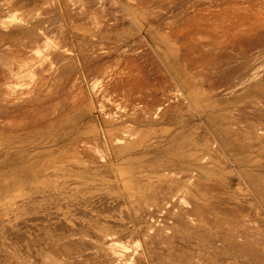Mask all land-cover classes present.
Here are the masks:
<instances>
[{"label": "rangeland", "instance_id": "rangeland-1", "mask_svg": "<svg viewBox=\"0 0 264 264\" xmlns=\"http://www.w3.org/2000/svg\"><path fill=\"white\" fill-rule=\"evenodd\" d=\"M204 1L46 0L7 18L35 26L0 45V264L52 246L62 264H264V0Z\"/></svg>", "mask_w": 264, "mask_h": 264}, {"label": "bare ground", "instance_id": "bare-ground-1", "mask_svg": "<svg viewBox=\"0 0 264 264\" xmlns=\"http://www.w3.org/2000/svg\"><path fill=\"white\" fill-rule=\"evenodd\" d=\"M121 3H122V2H121ZM125 3H126V2H125ZM123 6H124V5H123ZM123 8H124V7H123ZM121 9H122V8H121ZM126 10H127V9H126ZM232 10H233V9H232ZM50 11H51V10H50ZM127 11H128V10H127ZM232 12H233V11H232ZM232 12H231V13H232ZM123 13H125V12H123ZM55 14H56V13H55ZM125 14H126V13H125ZM130 14H131V13H130ZM215 14H216V13H215ZM215 14H214V15H215ZM236 14H237V13H236ZM217 15H218V14H216V16H217ZM230 15H232V14H230ZM219 16H220V15H219ZM199 17H200V16H199ZM225 17H226V16H225ZM225 17H224V18H225ZM236 17H237V16L235 15V17H233V18H236ZM131 18H132V17H131ZM189 18H190V17H189ZM195 18H198V16H197V17L195 16ZM195 18H194V19H195ZM211 18H212V17H211ZM185 19H186V18H185ZM185 19H184V20H185ZM213 19H214V18H213ZM238 19H239V18H238ZM186 20H187V19H186ZM205 20H206V19H205ZM236 20H237V19H236ZM54 21H55V20H54ZM189 21L191 22V23H189V24H192V20L190 19ZM189 21H188V22H189ZM220 21L222 22V20H220ZM224 21H225V20H224ZM230 21H231V20H230ZM237 21H238V20H237ZM214 22H215V21H214ZM218 22H219V21H218ZM235 22H236V21H235ZM184 23H185V21H184L183 23H181L182 26H183ZM224 23H225V22H224ZM185 24H186V23H185ZM206 24L208 25V23H206ZM222 24H223V22H222ZM220 25H221V24H220ZM188 26L190 27V25H188ZM188 26H186V27H188ZM196 26H197V24H196ZM205 26H206V25H205ZM209 26H210V25H209ZM214 26L216 27V25H214ZM214 26H213V27H214ZM218 26H219V25H218ZM178 27H179V26H178ZM178 27H176V28H178ZM197 27H199V31H200V25H198ZM221 27H222V26H221ZM216 28H217V27H216ZM179 29L181 30V27H179ZM185 29H186V28L184 27V30H185ZM187 29L189 30V28H187ZM211 29H213V28L211 27ZM223 29H224V28H223ZM182 30H183V29H182ZM211 31H212V30H211ZM213 31H214V30H213ZM190 32H191V31H190ZM190 32H188V33H190ZM192 32H193V31H192ZM200 32H201V31H200ZM217 32H218V31H217ZM199 34H200V33H199ZM215 34H216V33H215ZM211 35H213V32H212ZM193 36H194V35H193ZM193 36H192V37H193ZM218 36H219V35H218ZM194 37H195V36H194ZM211 37H212V36H211ZM220 37H221V36H220ZM220 37H219V38H220ZM207 38H208V37H207ZM209 38H210V37H209ZM212 38H213V37H212ZM60 39H61V38H60ZM234 39H235V38H234ZM197 42H198V41H197ZM192 43H193V42H192ZM207 43H208V42H207ZM196 44H197V43H196ZM127 45H128V44H127ZM150 46H151V45H150ZM189 46H190V45H189ZM151 47H152V46H151ZM152 49H153V48H152ZM180 49H181V48H180ZM211 49H212V48H211ZM153 50H154V49H153ZM182 50H183V49H182ZM26 51H27V50H26ZM223 51H224V50H223ZM91 52H92V51H91ZM116 52H117V51H116ZM119 52H120V51H119ZM194 52H195V51H194ZM220 52H221V51H220ZM23 53H24V52H23ZM55 53H56V52H55ZM95 53H96V52H95ZM152 53H153V52H152ZM182 53H183V52H182ZM86 54H87V53H86ZM93 54H94V53H93ZM98 54H99V53H98ZM113 54H114V53H113ZM115 54H116V53H115ZM183 54H184V53H183ZM187 54H188V53H187ZM54 55H55V54H54ZM184 55H185V54H184ZM184 55H183V56H184ZM222 55H223V54H222ZM51 56H52V55H51ZM91 56H92V55H91ZM100 56H101V55H100ZM110 56H111V55H110ZM185 56H187V55H185ZM204 56H205V55H204ZM218 56H220V55H218ZM56 57H57V56H56ZM231 57H232V56H231ZM96 58H97V57H96ZM98 58H99V57H98ZM100 58H102V57H100ZM51 59H52V58H51ZM199 59H200V58H199ZM219 59H220V57H219ZM231 60H232V59H231ZM187 61H188V57H187ZM224 61H225V60H224ZM239 61H240V60H239ZM188 62H189V61H188ZM250 62H251V61H250ZM163 64H164V63H163ZM189 64H190V63H189ZM220 64H221V63H220ZM223 64H225V63H223ZM239 65H240V64H239ZM158 66H159V65H158ZM219 66H220V65H219ZM233 66H234V65H233ZM237 66H238V65H237ZM237 66H236V67H237ZM165 67H166V66H165ZM210 67H212V66H210ZM240 67H241V66H240ZM245 67H246V66H245ZM212 69H213V68H212ZM220 69H221V68H220ZM232 69H233V68H232ZM243 69H244V67H243ZM41 70H42V69H41ZM214 70H216V69L214 68ZM217 70H218V69H217ZM227 70H228V69H227ZM176 72H177V71H176ZM210 72H211V71H210ZM223 72H224V71H223ZM214 73H215V72H214ZM0 74H2V73H0ZM125 74H128V71H127ZM6 75H7V74H6ZM204 75H205V74H204ZM118 76H119V75H118ZM123 76H124V75H123ZM123 76H122V77H123ZM135 76H136V75H135ZM239 76H240V75H239ZM122 77H121V78H122ZM130 77H131V76H130ZM190 77H191V76H190ZM211 77H212V76H211ZM219 77H220V76H219ZM230 77H231V76H230ZM119 78H120V77H119ZM121 78H120V79H121ZM128 78H129V76H128ZM205 78H206V77H205ZM208 78H209V77H208ZM228 78H229V77H228ZM1 79H2V78H1ZM115 79H116V78H115ZM132 79H133V78H132ZM134 79H135V78H134ZM138 79H139V78H138ZM140 79H141V78H140ZM198 79H199V78H198ZM203 79H204V78H203ZM231 79H232V78H231ZM124 80H126V79H124ZM142 80H143V79H142ZM201 80H202V79H201ZM112 81H113V79H112ZM133 81H134V80H133ZM137 81H138V80H137ZM203 81H204V80H203ZM114 82H115V81H114ZM116 82H117V81H116ZM121 82H122V81H121ZM134 82H135V81H134ZM134 82H133V83H134ZM118 83H119V82H118ZM131 83H132V82H131ZM92 84H93V83H92ZM113 84H114V83H113ZM121 84L123 85V83H121ZM128 84H129V82H128ZM140 84H141V82H140ZM142 84H143V83H142ZM177 84H178V83H177ZM97 85H98V84H97ZM105 85H106V84H105ZM111 85H112V84H111ZM115 85H116V83H115ZM125 85H126V84H125ZM146 85H147V84H146ZM146 85H145V86H146ZM174 85H175V84H174ZM90 86H91V85H90ZM116 86H117V85H116ZM132 86H133V85H132ZM137 86H138V85H137ZM147 86H148V85H147ZM147 86H146V87H147ZM149 86H150V85H149ZM149 86H148V88H149ZM204 86H205V85H204ZM2 87H3V86H2ZM101 87H102V86H101ZM101 87H100V88H101ZM127 87H128V86H127ZM119 88H121V87H119ZM135 88H136V87H135ZM138 88H140V87H138ZM175 88H177V86H176ZM115 89H116V87H115ZM127 89H128V88H127ZM143 89H144V88H143ZM178 89H179V88H178ZM131 90H132V89H131ZM133 90H134V89H133ZM135 90H136V89H135ZM141 90H142V89H141ZM144 90H145V89H144ZM151 90H152V89H151ZM29 91H30V90H29ZM113 91H114V90H113ZM113 91H112V92H113ZM115 91H116V90H115ZM118 91H119V90H118ZM180 91H181V90H180ZM15 92H16V91H15ZM22 92H23V89H22ZM110 92H111V91H110ZM130 92H131V91L129 90V94H130ZM142 92H143V91H142ZM144 92H145V91H144ZM98 93H99V92H98ZM150 93H151V92H150ZM155 93H156V92H155ZM162 93H163V92H162ZM13 94H14V93H13ZM111 94H112V93H111ZM118 94H119V93H118ZM120 94H121V93H120ZM127 94H128V93H127ZM127 94H126V95H127ZM145 94H148V95H149V93H145ZM145 94H144V95H145ZM153 94H154V93H153ZM199 94H200V93H199ZM150 95H151V94H150ZM124 96H125V93H124ZM135 96H136V95H135ZM137 96H139V95H137ZM141 96H142V95H141ZM141 96H140V97H141ZM151 96H152V95H151ZM156 96H157V95H156ZM130 97H131V96H130ZM161 97H162V96H161ZM202 97H203V96H202ZM111 98H112V97H111ZM113 98H114V97H113ZM132 98H133V97H132ZM134 98H135V97H134ZM146 98H147V96H146ZM146 98H145V99H146ZM150 98H151V97H150ZM155 98H156V97H155ZM155 98H154V99H155ZM95 99H96V98H95ZM109 99H110V98H109ZM128 99H129V97H128ZM186 99H188V98H186ZM132 100H133V99H132ZM136 100H137V97H136ZM151 100H153V96H152V99H151ZM155 100H156V99H155ZM199 100H200V99H199ZM148 101H149V100H148ZM156 101H157V100H156ZM139 102H140V101H139ZM81 103H82V102H81ZM132 103H133V102H132ZM132 103H130V104H132ZM164 103H165V102H164ZM166 103H167V101H166ZM166 103H165V105H166ZM135 104H136V103H135ZM146 104H147V103H146ZM154 104H155V103H154ZM162 104H163V103H162ZM199 104H200V103H199ZM65 105H66V104H65ZM140 105L143 106V104H141V103H140ZM167 105H168V104H167ZM185 105H186V104H185ZM227 105H228V104H227ZM243 105H244V104H243ZM1 106H2V105H1ZM20 106H21V105H20ZM37 106H38V105H37ZM56 106H57V104H56ZM131 106H132V105H131ZM191 106H192V105H191ZM255 106H256V105H255ZM152 107H153V106H152ZM158 107H159V106H158ZM163 107H164V106H163ZM185 107H186V106H185ZM8 108H9V107H8ZM138 108H139V107H138ZM142 108H143V107H141V109H142ZM155 108H156V107H155ZM165 108H166V107H165ZM165 108H164V109H165ZM193 108H194V107H193ZM204 108H205V106H204ZM234 108H235V107H234ZM124 109H125V108H124ZM136 109H137V108H136ZM146 109H147V108H146ZM152 109H153V108H152ZM167 109H168V108H167ZM190 109H191V108H190ZM198 109H199V108H198ZM129 110H130V109H129ZM153 110H154V109H153ZM191 110H192V109H191ZM200 110H201V109H200ZM100 111H101V110H100ZM123 111H124V110H123ZM156 111H157V110H156ZM163 111H164V110H163ZM226 111H228V110H226ZM145 112H146V111H145ZM159 112H160V110H159ZM191 112H192V111H191ZM191 112H190V113H191ZM143 113H144V112H143ZM193 113H194V112H193ZM208 113H209V112H208ZM230 113H231V112H230ZM233 113H234V112H233ZM114 114H115V113H114ZM148 114H149V113H148ZM154 114H155V112H154ZM160 114H161V113H160ZM196 114H197V113H196ZM246 114H247V113H246ZM110 115H111V114H110ZM110 115H109V116H110ZM117 115H118V114H117ZM122 115H123V114H122ZM135 115H136V114H135ZM143 115H144V114H143ZM150 115H151V114H150ZM156 115H157V114H156ZM203 115H204V114H203ZM206 115H208V114L206 113ZM231 115H232V114H231ZM101 116H102V115H101ZM112 116H113V115H112ZM139 116H140V115H139ZM208 116H209V115H208ZM208 116H207V117H208ZM119 117H120V116H119ZM137 117H138V116H137ZM153 117H155V115H154ZM160 117H161V116H160ZM162 117H164V116H162ZM182 117H183V116H182ZM210 117H211V116H210ZM237 117H238V116H237ZM123 118H124V117H123ZM141 118H142V117H141ZM200 118H201V117H200ZM156 119H157V118H156ZM200 120H201V119H200ZM246 121H247V120H246ZM181 122H182V121H181ZM251 122H252V121H251ZM106 123H107V122H106ZM130 123H131V122H130ZM197 123H198V122H197ZM203 123H204V122H203ZM133 124H134V123H133ZM260 124H261V123H260ZM167 126H168V125H167ZM221 126H222V125H221ZM197 127H198V125H197ZM202 127H203V126H202ZM206 127H207V126H206ZM238 127H239V126H238ZM128 128H129V127H128ZM148 128H149V127H148ZM192 128H193V127H192ZM195 128H196V127H195ZM139 131H140V130H139ZM142 131H144V130H142ZM165 131H166V130H165ZM204 131H205V130H204ZM154 132H155V131H154ZM151 133H152V132H151ZM141 134H142V133H141ZM156 134H157V133H156ZM144 135H145V134H144ZM251 136H252V135H251ZM131 137H132V136H131ZM145 137H146V136H145ZM5 138H7V137H5ZM243 138H244V137H243ZM252 138H253V137H252ZM97 139H98V138H97ZM155 139H156V138H155ZM155 139H154V140H155ZM199 139H200V138H199ZM100 141H101V140H100ZM242 141H243V140H242ZM247 142H248V141H247ZM83 143H84V142H83ZM250 143H251V142H250ZM97 144H98V143H97ZM102 144H103V143H102ZM137 144H138V143H137ZM154 144H155V143H154ZM154 144H153V145H154ZM81 145H82V144H81ZM81 145H80V147H81ZM84 145H85V144H84ZM87 145H88V143H87ZM141 145H142V144H141ZM204 145H205V144H204ZM98 146H99V145H98ZM130 146H131V145H130ZM77 147H78V146H77ZM78 148H79V147H78ZM82 148H84V147H82ZM87 148H88V147H87ZM100 148H101V147H100ZM105 148H106V147H105ZM217 148H218V147H217ZM80 149H81V148H80ZM90 149H91V148H90ZM90 149H89V150H90ZM96 149H97V148H96ZM96 149H95V150H96ZM103 149H104V148H103ZM85 150H86V149H84V151H85ZM87 150H88V149H87ZM91 152H93V151H91ZM91 152H90V153H91ZM222 152H223V151H222ZM82 153H83V152H82ZM87 153H88V152H87ZM94 153H95V152H94ZM94 153H93V154H94ZM91 154H92V153H91ZM96 154H97V153H96ZM99 154H100V153H99ZM104 154H105V153H104ZM85 155H86V154H85ZM97 155H98V154H97ZM110 155H111V154H110ZM120 155H121V154H120ZM89 156H90V155H89ZM80 157H81V156H80ZM95 157H96V156H95ZM99 157H100V155H99ZM89 158H90V157H89ZM96 158H97V157H96ZM111 158H112V157H111ZM76 159H77V158H76ZM91 159H92V158H91ZM102 159H103V158H102ZM81 160H82V158H81ZM105 160H106V159H105ZM121 161H122V160H121ZM84 162H85V161H84ZM119 162H120V161H119ZM119 162H118V164H120ZM122 162H123V161H122ZM125 162H126V161H125ZM88 163H89V162H88ZM100 163H101V162H100ZM123 163H124V162H123ZM128 163H129V161H128ZM128 163H127V165H128ZM89 164H90V163H89ZM59 165H60V164H59ZM61 165H62V164H61ZM122 165H123V164L119 165V167H121ZM117 166H118V165H117ZM117 166H116V167H117ZM125 166H126V165H125ZM59 167H60V166H59ZM106 167H107V166H106ZM122 167H123V166H122ZM122 167H121L120 169H122ZM127 167H128V166H127ZM129 167H130V165H129ZM61 168H62V166H61ZM99 168H100V167H99ZM123 168H125V167H123ZM58 169H59V168H58ZM77 169H78V168H77ZM90 169H92V168H90ZM90 169H89V170H90ZM93 169H94V168H93ZM93 169H92V170H93ZM109 169H110V168H109ZM117 169H118V168H116L115 170H117ZM131 169H132V167H131ZM98 170H99V169H98ZM127 170H128V169H127ZM127 170H126V171H127ZM59 171H61V170H59ZM77 171H78V170H77ZM77 171H76V172H77ZM79 171H80V170H79ZM120 171H121V170H120ZM120 171H119V173H118L119 175L122 174V173H120ZM54 172H55V171H54ZM117 172H118V171H117ZM165 172H166V171H165ZM180 172H181V171H180ZM128 173H130V172H128ZM183 173H184V172H183ZM185 173H186V172H185ZM76 174H78V173H76ZM131 174H132V173H131ZM133 174H134V173H133ZM179 174H180V173H179ZM54 175H56V174H54ZM181 176H182V175H181ZM238 176H239V175H238ZM0 177H1V176H0ZM38 177H40V176H38ZM58 177H59V176H58ZM93 177H94V176H93ZM126 177H127V176H124L123 178H126ZM41 178H42V177H41ZM60 179H61V178H60ZM91 179H92V178H91ZM128 179H129V177H128ZM194 179H195V178H194ZM98 180H99V179H98ZM199 181H200V180H199ZM201 181H202V180H201ZM193 182H194V181H193ZM50 183H51V182H50ZM127 183H128V180H127ZM132 183H133V182H132ZM199 183H200V182H199ZM14 184H15V183H14ZM44 184H45V183H44ZM53 184H54V183H53ZM130 184H131V183H130ZM130 184H129V185H130ZM211 184H212V183H211ZM49 185H51V184H49ZM203 185H204V184H203ZM208 185H210V184H207V186H208ZM228 185H229V184H228ZM122 186H123V185H122ZM141 186H142V185H141ZM205 186H206V184H205ZM29 187H30V186H29ZM34 187H35V186H34ZM138 187H140V186H138ZM168 187H169V186H168ZM121 188H122V187H121ZM154 188H155V187H154ZM204 188H205V187H204ZM23 189H24V188H23ZM61 189H62V188H61ZM32 190H33V189H32ZM32 190H31V191H32ZM27 191H28V190H27ZM174 191H175V190H174ZM177 191H178V190H177ZM177 191H176V192H177ZM183 191H184V190H183ZM9 192H10V191H9ZM13 192H14V191H13ZM35 192H36V191H35ZM37 192H38V191H37ZM45 192H46V191H45ZM50 192H52V191H50ZM89 192H90V191H89ZM133 192H135V191L133 190ZM172 192H173V190H172ZM172 192H171V193H172ZM176 192H175V193H176ZM181 192H182V191H181ZM236 192H237V191H236ZM249 192H250V191H249ZM10 193H11V192H10ZM53 193H54V192H53ZM130 193H131V192H130ZM228 193H229V192H228ZM243 193H244V192H243ZM180 194H182V193H180ZM237 194H238V193H237ZM241 194H242V193H241ZM14 195H15V194H14ZM17 195H18V194H17ZM23 195H24V194H23ZM59 195H60V194H59ZM70 195H71V194H70ZM79 195H80V194H79ZM104 195H105V194H104ZM109 195H110V194H109ZM111 195H112V194H111ZM126 195H127V194H126ZM167 195H168V194H167ZM170 195H171V194H170ZM172 195H174V194L172 193ZM175 195H176V194H175ZM185 195L187 196L188 194H185ZM185 195H184V196H185ZM41 196H43V195H41ZM54 196H55V195H54ZM85 196H86V195H85ZM102 196H103V194H102ZM122 196H123V195H122ZM128 196H129V195H128ZM151 196H152V195H151ZM3 197H4V196H3ZM49 197H50V196H49ZM81 197H82V196H81ZM103 197H105V196H103ZM131 197H132V196H131ZM159 197H160V196H159ZM172 197H173V196H172ZM178 197H179V196H178ZM187 197H188V196H187ZM10 198H11V197H10ZM13 198H14V197H13ZM41 198H42V197H41ZM60 198H61V197H60ZM86 198H87V197H86ZM88 198H89V197H88ZM95 198H96V197H95ZM99 198H100V197H99ZM122 198H123V197H122ZM170 198H171V197H170ZM182 198H183V197H182ZM182 198H181V199H182ZM189 198H191V197H189ZM239 198H240V197H239ZM257 198H258V197H257ZM53 199H54V198H53ZM63 199H64V198H63ZM89 199H90V198H89ZM167 199H168V198H167ZM181 199H180V200H181ZM184 199H185V197H184ZM191 199H192V198H191ZM253 199H254V198H253ZM4 200H5V199H4ZM6 200H7V199H6ZM34 200H35V199H34ZM81 200H82V199H81ZM86 200H87V199H86ZM92 200H93V199H92ZM163 200H164V199H163ZM176 200H179V199H176ZM176 200H175V201H176ZM188 200H189V199H188ZM193 200H194V198H193ZM200 200H201V199H200ZM229 200H230V199H229ZM255 200H256V199H255ZM8 201H9V200H8ZM39 201H40V200H38V202H39ZM42 201H43V200H42ZM47 201H48V200H47ZM78 201H79V200H78ZM89 201H90V200H89ZM89 201H88V202H89ZM191 201H192V200H191ZM191 201H189V202H191ZM196 201H197V200H196ZM245 201H246V200H245ZM13 202H14V201H13ZM18 202H19V201H18ZM36 202H37V201H36ZM49 202H50V201H49ZM98 202H99V201H98ZM122 202H123V201H122ZM149 202H150V201H149ZM163 202H164V201H163ZM163 202H162V203H163ZM166 202H168V201H166ZM166 202H164V203H166ZM172 202H173V201H172ZM187 202H188V201H187ZM5 203H6V202H5ZM5 203H4V204H5ZM7 203H8V202H7ZM10 203H12V201H11ZM15 203H16V202H15ZM93 203H94V202H93ZM151 203H152V202H151ZM180 203H181V202H180ZM211 203H212V202H211ZM12 204H14V203H12ZM69 204H70V203H69ZM158 204L160 205L161 203H158ZM166 204H167V203H166ZM166 204H165V205H166ZM170 204H172V203H170ZM174 204H175V203H174ZM182 204H183V202L181 203V205H182ZM184 204H185V203H184ZM191 204H192V203H191ZM194 204H195V203H194ZM197 204H198V203H197ZM214 204H215V203H214ZM6 205H8V204H6ZM9 205L11 206V204H9ZM66 205H67V204H66ZM89 205H90V204H89ZM102 205H103V204H102ZM153 205H154V204H153ZM172 205H173V204H172ZM204 205H205V203H204ZM206 205H207V204H206ZM248 205H249V204H248ZM13 206H14V205H13ZM24 206H25V205H24ZM53 206H54V205H53ZM60 206H61V205H60ZM60 206H59V207H60ZM87 206H88V205H87ZM141 206H142V205H141ZM141 206H140V207H141ZM187 206H188V205H187ZM192 206H195V205H192ZM200 206H202V205L200 204ZM255 206H256V205H255ZM3 207H5V206H3ZM47 207H48V206H47ZM83 207H86V206H83ZM161 207H162V206H161ZM195 207H196V206H195ZM248 207H249V206H248ZM257 207H258V206H257ZM38 208H39V207H38ZM118 208H119V207H118ZM199 208H200V207H199ZM214 208H215V207H214ZM252 208H253V207H252ZM50 209H51V208H50ZM59 209H60V208H59ZM62 209H63V208H62ZM72 209H73V208H72ZM113 209H114V208H113ZM137 209H138V208H137ZM161 209H163V208H161ZM161 209H160V210H161ZM192 209H193V208H191V210H192ZM196 209H197V208H196ZM201 209H202V208H201ZM207 209H208V208H207ZM234 209H235V208H234ZM47 210H48V209H47ZM67 210H68V209H67ZM86 210H87V209H86ZM119 210H121V209H119ZM166 210H167V209H166ZM124 211H125V210H124ZM137 211H138V210H137ZM163 211H164V210H163ZM177 211H178V209H177ZM179 211H180V210H179ZM197 211H198V209H197ZM197 211H196V212H197ZM203 211H204V210H203ZM251 211H252V210H251ZM255 211H256V210H255ZM43 212H44V211H43ZM45 212H46V211H45ZM87 212H88V211H87ZM107 212H108V210H107ZM117 212H118V211H117ZM171 212H172V210H171ZM185 212H186V211H185ZM212 212H214V211H212ZM212 212H211V213H212ZM65 213H66V212H65ZM68 213H69V212H68ZM80 213H81V212H80ZM92 213H93V212H92ZM105 213H106V212H105ZM110 213H111V212H110ZM204 213H205V211H204ZM6 214H7V213H6ZM45 214H46V213H45ZM49 214H50V213H49ZM57 214H58V213H57ZM129 214H130V213H129ZM148 214H149V213H148ZM174 214H175V213H174ZM198 214H199V213H198ZM220 214H221V213H220ZM171 215H172V214H171ZM196 215H197V214H196ZM228 215H229V214H228ZM43 216H44V215H43ZM43 216H42V217H43ZM199 216H201V215L199 214ZM232 216H233V215H232ZM246 216H247V215H246ZM246 216H245V217H246ZM258 216H259V215H258ZM37 217L39 218V216H37ZM94 217H95V216H94ZM151 217H152V216H151ZM223 217H224V216H223ZM228 217H229V216H228ZM233 217H234V216H233ZM249 217H250V216H249ZM6 218H7V217H6ZM24 218H25V217H24ZM121 218H122V216H121ZM147 218H148V217H147ZM160 218H161V217H160ZM162 218H163V217H162ZM195 218H196V217H195ZM200 218H201V217H200ZM47 219H48V218H47ZM47 219H46V220H47ZM50 219H52V218H50ZM63 219H65V218H63ZM122 219H124V218H122ZM169 219H170V218H169ZM169 219H168V220H169ZM173 219H174V218H173ZM186 219H187V218H186ZM192 219H194V218H192ZM243 219H244V218H243ZM43 220H44V219H43ZM52 220H54V219H52ZM65 220H66V219H65ZM120 220H121V219H120ZM155 220H156V219H155ZM155 220H151L150 222L155 221ZM183 220H184V219H183ZM196 220H197V219H196ZM251 220H252V219H251ZM34 221H35V220H34ZM37 221H38V220H36V222H37ZM48 221L51 222V220H48ZM59 221H60V220H59ZM140 221L142 222V219H140ZM163 221H164V220H163ZM198 221H200V220H198ZM204 221H205V220H204ZM246 221H247V219H246ZM42 222H43V221H42ZM83 222H84V221H83ZM123 222H124V221H123ZM159 222H160V220H159ZM205 222H206V221H205ZM29 223H31V222H29ZM60 223H61V222H60ZM86 223H87V222H86ZM104 223H105V222H104ZM155 223H156V221H155ZM162 223H163V222H162ZM179 223H180V222H179ZM201 223H202V222H201ZM240 223H241V222H240ZM46 224H47V223H46ZM48 224H49V223H48ZM48 224H47V226H48ZM73 224H74V223H73ZM73 224H72V225H73ZM95 224H96V223H95ZM153 224H154V223H153ZM164 224H166V223H164ZM250 224H251V222H250ZM250 224H249V228H251V227H250ZM51 225H52V223H51ZM67 225H68V223H67ZM81 225H82V224H81ZM99 225H100V224H99ZM145 225H146V224H145ZM186 225H187V224H186ZM214 225H215V224H214ZM222 225H223V224H222ZM243 225H244V226H245V225H248V223L246 222V224H243ZM253 225H255V224H253ZM259 225H260V224H259ZM11 226H12V225H11ZM58 226L61 227V225H58ZM78 226H79V225H78ZM139 226H140V225H139ZM168 226H169V224H168ZM208 226H209V224H208ZM218 226H219V224H218ZM14 227H15V226H14ZM60 227H58V229H59ZM64 227H65V226H64ZM90 227H91V226H90ZM152 227H153V226H152ZM169 227H170V226H169ZM245 227H246V226H245ZM25 228H26V227H25ZM42 228H43V226H42ZM49 228H50V227H49ZM70 228H73V227H70ZM96 228H97V227H96ZM190 228H191V227H190ZM236 228H237V227H236ZM241 228H242V227H241ZM253 228H254V227H253ZM85 229H86V228H85ZM166 229H169V228H166ZM251 229H252V228H251ZM256 229H257V228H256ZM258 229H259V228H258ZM258 229H257V231H258ZM41 230H42V229H41ZM55 230H56V229L54 228V231H55ZM61 230H62V229H61ZM82 230H83V227H82ZM157 230H158V229H157ZM230 230H231V229H230ZM238 230H239V229H238ZM244 230H245V229H244ZM248 230H249V229H248ZM3 231H4V229H3ZM20 231H21V230H20ZM24 231H25V230H24ZM26 231H28V232H27V234H28V233H29V229H28V230L26 229ZM33 231H34V230H33ZM49 231H50V229H49ZM70 231H71V230H70ZM80 231H81V230H80ZM80 231H79V232H80ZM163 231H164V230H163ZM195 231H196V230H195ZM245 231H246V230H245ZM254 231H255V230H254ZM254 231H253V232H254ZM18 232H19V230H18ZM50 232H51V231H50ZM64 232H65V231H64ZM71 232H72V231H71ZM76 232H77V231H76ZM86 232H87V231H86ZM89 232H90V231H89ZM205 232H206V231H205ZM229 232H230V231H229ZM240 232H241V231H240ZM255 232H256V231H255ZM258 232H259V231H258ZM21 233H22V232H21ZM23 233H24V232H23ZM53 233H55V232H53ZM62 233H63V232H62ZM72 233H73V232H72ZM72 233H71V234H72ZM115 233H116V232H115ZM212 233H213V232H212ZM259 233H260V232H259ZM261 233H262V232H261ZM4 234H5V233H4ZM15 234H17V233H15ZM32 234H33V233H32ZM51 234H52V233H51ZM65 234H66V233H65ZM76 234H77V233H76ZM103 234H104V233H103ZM105 234H107V233H105ZM108 234H109V233H108ZM159 234H160V233H159ZM197 234H198V233H197ZM205 234H206V233H205ZM243 234H244V233H243ZM251 234H252V233H251ZM255 234H256V233H255ZM19 235H20V234H19ZM19 235H18V236H19ZM36 235H37V234H36ZM45 235H48V234L45 233ZM52 235H53V234H52ZM55 235H57V237H58V233L55 234ZM66 235H68V233H67ZM66 235H65V236H66ZM72 235H73V234H72ZM77 235H78V234H77ZM110 235H111V234H110ZM114 235H115V234H114ZM199 235H200V234H199ZM208 235H209V234H208ZM215 235H216V234H215ZM27 236H28V235H27ZM62 236H63V235H62ZM62 236H61V238H62ZM70 236H71V235H70ZM73 236H74V235H73ZM75 236H76V235H75ZM87 236H88V235H87ZM108 236H109V235H108ZM132 236H133V234H132ZM136 236H137V235H136ZM186 236H187V235H186ZM241 236H242V235H241ZM241 236H240V237H241ZM243 236H244V235H243ZM247 236H248V233H247ZM249 236H252V235L249 234ZM255 236H256V235H255ZM50 237H51V236H50ZM53 237H54V236H53ZM67 237H68V236H67ZM71 237H72V236H71ZM78 237H79V236H78ZM81 237H82V236H81ZM96 237H97V236H96ZM114 237H115V236H114ZM169 237H170V236H169ZM172 237H173V236H172ZM189 237H190V236H189ZM196 237H197V236H196ZM202 237H203V236H202ZM237 237L240 238L239 235H238ZM245 237H246V236H245ZM253 237H254V236H253ZM260 237H262V236H260ZM260 237H259V238H260ZM59 238H60V237H59ZM75 238H76V237H75ZM89 238H90V237H89ZM175 238H176V237H175ZM216 238H217V237H216ZM251 238H252V237H251ZM251 238H250V239H251ZM18 239H19V238H18ZM21 239H22V237H21ZM30 239H33V238L31 237ZM41 239H42V238H41ZM62 239H63V238H62ZM69 239H70V238H68V239L66 238V242H67ZM79 239H81V238H79ZM98 239H100V238H98ZM112 239H114V238L112 237ZM112 239H111V240H112ZM124 239H125V238H124ZM142 239H143V238H142ZM196 239H197V238H196ZM206 239H207V238H205V240H206ZM261 239H262V238H261ZM26 240H28V239H26ZM26 240H25V241H26ZM39 240H40V239H39ZM48 240H49V239H48ZM52 240H53V239H52ZM63 240H65V239H63ZM83 240H84V239H83ZM88 240H89V239H88ZM146 240H147V239H146ZM146 240H145V241H146ZM182 240H183V239H182ZM199 240H200V239H199ZM199 240H198V241H199ZM223 240H224V238H223ZM232 240H233V239H232ZM234 240H235V239H234ZM238 240H239V239H238ZM247 240H248V239H247ZM253 240H254V239H253ZM255 240H256V239H255ZM15 241H16V240H15ZM28 241H29V240H28ZM35 241H37V240H35ZM61 241H62V240H61ZM74 241H75V240H74ZM74 241H73V242H74ZM81 241H82V240H81ZM85 241H86V239L84 240V242H85ZM107 241H108V240H107ZM113 241H114V240H113ZM117 241H118V240H117ZM140 241H141V240H140ZM145 241H144V242H145ZM173 241H174V240H173ZM256 241H257V240H256ZM21 242H23V241H21ZM54 242H56V241H54ZM63 242H64V241H63ZM70 242H72V240H71ZM73 242H72V243H73ZM77 242H78V241H77ZM84 242H83V243H84ZM102 242H103V241H102ZM110 242H111V241H110ZM110 242H109V243H110ZM114 242H115V241H114ZM219 242H220V241H219ZM228 242H229V241H228ZM232 242H233V241H232ZM244 242H245V241H244ZM258 242H259V241H258ZM258 242H257V243H258ZM261 242H262V241H261ZM29 243H30V242H29ZM48 243H49V241H48ZM52 243H53V242H52ZM56 243H58V242H56ZM74 243H75V242H74ZM74 243H73V244H74ZM80 243H81V242H80ZM87 243H88V242H87ZM95 243H97V242H95ZM234 243H235V242H234ZM251 243H252V242H251ZM259 243H260V242H259ZM26 244H27V243H26ZM31 244H32V243H31ZM31 244H30V245H27V246L29 247V246H31ZM45 244H46V242H45ZM49 244H50V243H49ZM53 244H55V243H53ZM58 244H59V243H58ZM60 244H61V242H60ZM64 244H65V243H64ZM69 244H70V243H69ZM103 244H104V243H103ZM194 244H195V243H194ZM196 244H198V243H196ZM210 244H211V243H210ZM223 244H224V243H223ZM223 244H222V245H223ZM254 244H255V242H254ZM17 245H19V244H17ZM22 245H23V244H22ZM35 245H36V244H35ZM35 245H34V246H35ZM74 245H75V244H74ZM76 245H77V244H76ZM87 245H88V244H87ZM89 245H91V244L89 243ZM96 245H98V244H96ZM131 245H132V244H131ZM258 245H259V244H258ZM260 245H261V244H260ZM260 245H259V246H260ZM34 246H33V247H34ZM37 246H40V245H37ZM77 246H79V245H77ZM84 246H85V245H84ZM84 246H83V247H84ZM119 246H120V245H119ZM132 246H134V245H132ZM170 246H171V244H170ZM183 246H184V245H183ZM196 246H197V245H196ZM214 246H215V245H214ZM217 246H218V245H217ZM243 246H244V245H243ZM253 246H254V245H253ZM46 247H48V246L46 245ZM57 247H58V245H57ZM90 247H92V246H90ZM95 247L98 248L99 245H98V246H95ZM128 247H129V246H128ZM134 247H135V246H134ZM204 247H205V246H204ZM235 247H236V246H235ZM29 248H30V247H29ZM44 248H45V247H44ZM53 248H54V247L52 246V248H50L48 251L43 252V253H40L41 251L38 253V251H37L36 254L34 255V260H31V261H25V262L19 260L18 264H62V252L60 251L59 248H56V246H55L54 249H53ZM61 248H62V247H61ZM72 248H73V247H72ZM75 248H76V247H75ZM78 248H79V247H78ZM78 248H76V249H78ZM80 248H82V247H80ZM166 248H167V247H166ZM212 248H213V247H212ZM219 248H221V247L219 246ZM65 249H67V248H65ZM87 249H88V248H87ZM95 249H96V248H95ZM100 249H102V248H100ZM100 249L98 248V250H100ZM104 249H105V248H104ZM104 249H102V250H104ZM108 249H110V248H108ZM153 249H154V248H153ZM171 249H172V248H171ZM184 249H186V248H184ZM184 249H183V250H184ZM202 249H203V248H202ZM213 249H214V248H213ZM216 249H217V248H216ZM223 249H225V248H223ZM68 250H69V249H68ZM81 250H83V249H81ZM92 250L94 251V249H92ZM98 250H97V252H99ZM111 250H112V249H111ZM114 250H115V249H114ZM116 250H117V249H116ZM133 250H134V249H133ZM133 250H132V251H133ZM136 250H137V248H136L134 251H136ZM163 250H164V249H163ZM177 250H178V249H177ZM204 250H205V249H204ZM221 250H222V249H221ZM226 250H228V249H226ZM238 250H240V249H238ZM241 250H242V249H241ZM253 250H254V249H253ZM258 250H259V249H258ZM30 251H31V250H30ZM30 251H28V252H30ZM75 251H76V250H75ZM77 251H78V250H77ZM87 251H89V250H87ZM90 251H91V250H90ZM104 251H105V250H104ZM152 251H153V250H152ZM170 251L173 252L172 250H170ZM198 251H199V250H198ZM222 251H223V250H222ZM222 251H221V252H222ZM229 251H230V250H229ZM231 251H232V250H231ZM249 251H250V250H249ZM251 251H252V250H251ZM255 251H257V250H255ZM255 251H254V252H255ZM21 252H22V251H21ZM68 252H69V251H68ZM100 252H101V251H100ZM105 252H106V251H105ZM107 252H108V251H107ZM116 252H117V251H116ZM125 252H126V251H125ZM128 252H129V254H130V251H128ZM138 252H139V251H138ZM176 252H177V251H176ZM196 252H197V249H196ZM196 252H195V253H196ZM208 252H209V251H208ZM213 252H214V251H213ZM225 252H226V251H225ZM44 253H46V255H44ZM70 253H71V252H70ZM70 253H69V254H70ZM83 253H84V252H83ZM113 253H114V252H113ZM113 253H112V254H113ZM126 253H127V252H126ZM126 253H125V254H126ZM132 253H133V252H132ZM179 253H180V252H179ZM190 253H191V252H190ZM222 253H223V252H222ZM251 253H252V252H251ZM255 253H256V252H255ZM258 253H259V252H258ZM260 253H261V252H260ZM26 254H27V253H26ZM67 254H68V253H67ZM81 254H82V252H81ZM81 254L79 253V255H80V258H79V259H80L81 261H83L81 258L84 259L85 256H84V257H83V256L81 257ZM90 254H91V253H90ZM93 254H95V252H94ZM102 254H103V252H102ZM108 254H109V253H108ZM127 254H128V253H127ZM139 254H140V253H139ZM197 254H198V253H196V255H197ZM215 254H217V253H215ZM223 254H224V253H223ZM230 254H231V253H230ZM262 254H264V253H262ZM38 255H39V257H38ZM71 255H72V254H70V256H71ZM76 255H77V253H76ZM79 255H78V257H79ZM114 255H116V254L114 253ZM131 255H132V254H131ZM190 255H191V254H190ZM198 255H199V254H198ZM206 255H207V254H206ZM206 255H205V256H206ZM213 255H214V254H213ZM231 255H233V253H232ZM254 255H255V254H254ZM1 256H2V255H1ZM28 256H29V254H28ZM67 256H68V255H67ZM92 256H93V255H92ZM108 256H110V255H108ZM111 256H112V255H111ZM122 256H124V252H122V253H120V254L118 253V255H117L118 258H121ZM129 256H130V255H129ZM203 256H204V255H203ZM216 256H219V255H216ZM228 256H229V255H228ZM238 256H239V255H238ZM90 257H91V256H90ZM101 257H103V256H101ZM101 257H100V258H101ZM106 257H107V255H106ZM115 257H116V256H115ZM133 257H134V256H133ZM135 257H136V256H135ZM135 257H134V258H135ZM183 257H184V256H183ZM233 257H234V255L232 256V258H233ZM67 258H68V257H67ZM70 258H71V257H70ZM87 258H88V257H87ZM123 258H124V257H123ZM125 258H126V257H125ZM144 258H145V257H144ZM152 258H153V257H152ZM246 258H247V257H246ZM249 258H250V257H249ZM260 258H261V257H260ZM1 259H3V258H1ZM4 259H5V258H4ZM92 259H93V258H92ZM110 259L112 260L113 258H110ZM114 259H115V258H114ZM121 259H122V258H121ZM121 259H120V260H121ZM127 259H128V258H127ZM145 259H146V258H145ZM158 259H159V257H158ZM177 259H178V258H177ZM202 259H203V257H202ZM219 259H220V258H219ZM234 259H235V257H234ZM240 259H241V257H240ZM257 259H258V257H257ZM5 260H7V259H5ZM70 260H71V259H70ZM74 260H75V259H74ZM76 260H78V259H76ZM96 260H97V259H96ZM104 260H105V258H104ZM108 260H109V259H108ZM111 260H110V261H111ZM116 260H118V259H116ZM120 260H119V261H120ZM123 260H124V259H123ZM123 260H122V261H123ZM128 260H130V259H128ZM136 260H137V259H136ZM147 260H148V259H147ZM156 260H157V259H156ZM185 260H186V259H185ZM207 260H208V259H206V261H207ZM209 260H210V259H209ZM230 260H231V259H229V261H230ZM243 260H244V258H243ZM248 260H249V259H248ZM10 261H11V260H10ZM72 261H73V260H72ZM81 261H80V263H81ZM130 261H131V260H130ZM141 261H142V260H141ZM212 261H213V260H212ZM216 261H217V260H216ZM216 261H215V262H216ZM224 261H225V260H224ZM226 261H227V260H226ZM234 261H235V260H234ZM256 261H257V260H256ZM22 262H23V263H22ZM85 262H86V261H85ZM132 262H133V261H132ZM179 262H180V261H179ZM209 262H210V261H209ZM220 262H221V261H220ZM248 262H249V261H248ZM254 262H255V261H254ZM257 262H259V261H257ZM89 263H90V262H89ZM109 263H111V262H109ZM113 263H114V261H113ZM124 263H125V262H124ZM130 263H131V262H130ZM211 263H212V262H211ZM216 263H217V262H216ZM233 263H234V262H233ZM242 263H243V262H242ZM82 264H83V263H82ZM87 264H88V263H87ZM90 264H91V263H90ZM92 264H93V262H92ZM115 264H116V263H115ZM117 264H118V263H117ZM131 264H132V263H131ZM227 264H228V263H227ZM259 264H260V263H259ZM261 264H262V263H261Z\"/></svg>", "mask_w": 264, "mask_h": 264}, {"label": "crops", "instance_id": "crops-1", "mask_svg": "<svg viewBox=\"0 0 264 264\" xmlns=\"http://www.w3.org/2000/svg\"><path fill=\"white\" fill-rule=\"evenodd\" d=\"M176 1V3H175ZM174 6L184 7L179 0H171ZM46 3V0H0V45L1 43H12L13 39L25 37L28 31L26 29H32L34 25H19V23L10 22L7 18L11 17H28L32 16ZM200 4V3H199ZM208 4V5H207ZM202 5L204 7L211 6L210 2L204 1ZM45 20V19H43ZM37 27L41 26V21L38 19ZM26 32V33H25ZM5 39V41H4Z\"/></svg>", "mask_w": 264, "mask_h": 264}]
</instances>
